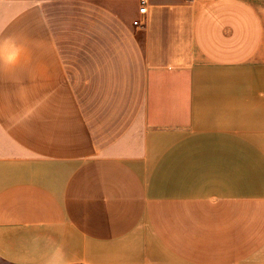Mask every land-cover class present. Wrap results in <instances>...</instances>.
Returning a JSON list of instances; mask_svg holds the SVG:
<instances>
[{"label":"crops","instance_id":"1","mask_svg":"<svg viewBox=\"0 0 264 264\" xmlns=\"http://www.w3.org/2000/svg\"><path fill=\"white\" fill-rule=\"evenodd\" d=\"M5 36L0 264H264V0H0Z\"/></svg>","mask_w":264,"mask_h":264},{"label":"clouds","instance_id":"2","mask_svg":"<svg viewBox=\"0 0 264 264\" xmlns=\"http://www.w3.org/2000/svg\"><path fill=\"white\" fill-rule=\"evenodd\" d=\"M7 51V55H0V64L7 70H14L24 61L25 49L22 44L18 43L13 36H5L0 40V53ZM48 264H72L67 259L63 248L59 244H55L51 251V259Z\"/></svg>","mask_w":264,"mask_h":264},{"label":"built area","instance_id":"3","mask_svg":"<svg viewBox=\"0 0 264 264\" xmlns=\"http://www.w3.org/2000/svg\"><path fill=\"white\" fill-rule=\"evenodd\" d=\"M140 11H141L142 13H144V12L146 11V5H145V4L142 5ZM134 24H135V25H140V24H141V21H140V20H136V21L134 22Z\"/></svg>","mask_w":264,"mask_h":264}]
</instances>
